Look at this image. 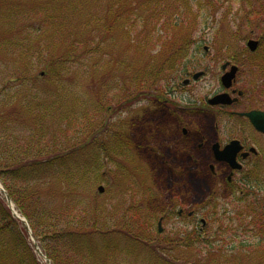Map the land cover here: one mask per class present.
<instances>
[{
	"label": "trees",
	"instance_id": "obj_1",
	"mask_svg": "<svg viewBox=\"0 0 264 264\" xmlns=\"http://www.w3.org/2000/svg\"><path fill=\"white\" fill-rule=\"evenodd\" d=\"M153 2L135 7L131 0H0V183L50 264H264L263 197L231 223L220 221L210 238L196 230L183 236L158 233L157 214L143 212L137 203L143 194L115 159L109 163L120 170L115 178L126 184L125 196L109 189V202L90 200L96 186L108 182L103 158H123L134 148L125 136H113L122 141L119 145L104 142L103 136L93 141L89 153L93 131L121 125L124 119L111 123L110 113L130 112L133 102L164 100L162 76L180 66L176 77L191 66L185 59H190L192 33L178 39L175 29L167 34V28L180 23L196 27V16L210 7L203 0H169L167 10L152 9ZM236 3L241 8L246 4L261 25L253 71L260 75L264 93V0ZM136 11L142 13L136 16ZM152 28L162 30L156 38L160 59L154 63ZM122 41L139 52L137 60L124 51L127 46L114 53ZM93 72L102 76L98 94L103 93L92 109L95 103L81 92L80 83L90 81ZM258 105L264 108V99ZM76 126L79 141L71 133ZM242 232L252 235L246 239ZM31 236L0 195V264H41ZM217 239L230 244L229 251L216 245ZM202 245L205 251L199 254ZM191 247L197 252L188 258L180 252L183 259L160 253ZM139 249L149 250L152 257L140 258ZM159 258L164 261L154 260Z\"/></svg>",
	"mask_w": 264,
	"mask_h": 264
},
{
	"label": "rangeland",
	"instance_id": "obj_2",
	"mask_svg": "<svg viewBox=\"0 0 264 264\" xmlns=\"http://www.w3.org/2000/svg\"><path fill=\"white\" fill-rule=\"evenodd\" d=\"M144 1L131 0L135 7L141 6ZM152 2V9L154 6H157V9L163 6L167 10L169 0H152ZM203 3L210 6V9L208 8L206 12L201 11L199 16H196V27L191 24L180 23L177 27L167 28V34L175 29L178 39L184 36L186 32L192 33V42L188 44L189 49L187 51V58L190 59H185L191 63V66L186 74H181L179 78H176L174 74L180 69V66H177L168 72L169 75L161 78V85L168 83L169 88H174L168 93V104L152 107V102L150 101V105H147L148 100L144 99L133 102L130 112H111L109 116L111 123L118 118L121 121L124 119V122L121 125L116 122L113 126L111 125L110 129L107 127L106 132L94 130L92 137L88 140V144L91 143V145L87 147V150L92 153L95 143L93 141L95 139L100 140L103 136L104 142L110 141L111 144L119 145L122 141L114 138L115 135L120 139L125 136L134 147L128 150L126 157L108 155L103 158L102 173L108 182L98 184L94 189V194L90 196V200L95 197L101 203L102 201L109 202V197L105 196L109 189L118 190L121 198L125 196L123 192L124 188H127L126 184L115 178V175L118 176V172L121 170L125 177L127 176L126 178L134 180L135 186L139 190V196L143 194L137 203H141L140 206L143 207L144 213L152 214L153 211L158 217L163 214V211H168L165 207L170 203H178L170 211L171 213L166 212L167 216L162 222L165 232L170 234L175 230H192L197 228L200 218L208 219L213 214V218L207 225V230L200 235L210 238L212 237V230L215 227L219 228L220 221V224H224L226 221L231 223V219L239 217L238 214L240 215L245 207L251 206L254 201H258L262 197L264 199V137H256V141L260 145V155L244 164L243 172L238 176L240 182L226 186L223 184L224 172L220 173L219 178L222 185L216 183L215 179L210 176L209 147L214 142L224 144L229 139L242 137L241 132L245 133V131L242 129L243 121L228 115L229 109L207 105L204 100L223 90L219 82L222 72L220 66L226 60L240 68V74L236 77L237 86L240 89L248 90V94L242 100L243 105L237 109H244L249 103L255 105V100L261 98L260 75H255L252 71L256 65L253 58L255 54L249 53L245 47L247 39H257L255 35L259 32L261 25L258 24L251 9L246 4L244 5L245 8H241L242 6L240 7L236 0H203ZM140 13L142 12L140 11ZM140 13L136 11L134 15L139 16ZM173 18L175 17L173 16ZM193 20L194 18L191 19V21ZM159 34H162V30L152 28L153 63L160 59V48L158 47L161 44L156 41V38L160 36ZM128 43L119 42L114 47V53L125 46H130ZM203 46L210 47L207 53L203 50ZM130 49L131 47H128L124 51H131L130 57L137 60L139 52ZM114 53L112 52L113 56H115ZM138 66L143 67V63L138 64ZM246 69L249 72L246 73ZM199 70H204V75L195 81H191L187 86L180 85L183 78H191L192 73ZM40 76L43 77V75ZM98 77L102 78L101 75L94 74L92 78H89L90 81L80 83L82 85L81 92L91 98L92 104L95 103L92 109L96 107L99 95L103 93L102 91L98 94V91L101 90ZM107 77L110 78L109 75ZM259 86L260 88H258ZM253 88L255 90L250 93ZM92 114L94 118H97L98 111L92 112ZM182 125L188 128V135L186 136L182 135ZM71 133H77V141L80 140L79 127L76 126ZM105 133L107 134L106 137ZM200 142L203 143L202 147H198ZM152 146H155L153 151ZM115 159H118L120 170L114 167V163H109ZM99 185L103 186L104 193L97 191ZM147 188L150 192L146 191ZM0 195L6 202L2 190H0ZM215 197L217 198L213 204ZM180 201L183 206L179 205ZM180 208L184 209V214L188 210H193L195 212L194 217L192 219H187L186 216L179 217L177 212ZM241 234L246 239L252 235L247 232ZM223 236L229 240L235 238L230 233H221L222 238ZM229 240L225 239V241ZM215 242L224 251H229L231 247L227 242L221 243L219 239ZM204 251L205 248L202 245V250H198V253L201 254ZM180 252L182 253L181 256L188 258L190 253L195 254L197 249L194 247L181 248L174 250L172 254H168L166 250H161L160 253L169 255H161L162 257L183 259V257L180 258ZM35 253L41 264L49 263L43 254V256L40 255L36 250ZM137 255L140 258L143 256L148 257V259L152 257L149 250L144 249H139ZM154 260L164 261L161 258ZM129 264L136 263L132 260V263ZM159 264H166V262Z\"/></svg>",
	"mask_w": 264,
	"mask_h": 264
},
{
	"label": "flooded vegetation",
	"instance_id": "obj_3",
	"mask_svg": "<svg viewBox=\"0 0 264 264\" xmlns=\"http://www.w3.org/2000/svg\"><path fill=\"white\" fill-rule=\"evenodd\" d=\"M227 69H228V67L226 68V70ZM239 74H240V71L238 68L237 75H239ZM173 89L174 88H172V90ZM227 91L232 95V97H237V100H235L230 105H225V106L220 105L217 107L229 109L227 111V113L230 117L243 121L242 129H243V131H245V133L240 131L242 137L232 138V139L238 140L240 143V147L238 148V151L236 152V161L241 163L244 166L245 163L251 161L254 158H257L260 155V151H259L260 145L256 141V137H264V133L256 131L253 128V126L251 125L250 121L244 115L240 114V113L248 112V111L253 110L255 108H253V106H251V103H249L247 107H244V109L238 110L239 106L243 105L244 102L242 100L246 94L244 95L243 90H241L237 86V80L234 81V83L232 84V87H230V89H228ZM260 110H262V109H260ZM245 127L247 128L246 130H245ZM181 131H182V135H184V136L188 135V128L187 127L182 125ZM232 139H229L224 144H220L218 142L219 149H222L225 146V144H227ZM202 145H203V143L200 142L198 147H202ZM252 148L254 149V151L251 150ZM154 149H155V146H152V151ZM209 152H210V158H211V164H209V174L212 178L215 179L216 183L222 182L221 180H219L220 173H222V172L225 173V176L223 178V183L226 185H230L233 183V180L238 179L236 177L239 176L242 168L239 170H232V169H230V167L226 163L215 162L214 151H213L212 145H211V147H209ZM172 205H174V202L171 203V206ZM178 215L179 216L183 215V211H181V209H179Z\"/></svg>",
	"mask_w": 264,
	"mask_h": 264
},
{
	"label": "water",
	"instance_id": "obj_4",
	"mask_svg": "<svg viewBox=\"0 0 264 264\" xmlns=\"http://www.w3.org/2000/svg\"><path fill=\"white\" fill-rule=\"evenodd\" d=\"M257 44H258V42L256 40H253V39L247 41V47L252 51L256 49ZM225 67H226V64L223 65V68H225ZM236 69L237 68L235 66H232L228 72H226L222 75L221 83L225 88L230 87V85L232 83V79L235 76ZM200 74L201 73L198 72V73L194 74L193 77L197 78ZM183 83L184 84L188 83V79L184 80ZM231 101L232 100L230 99V96L227 93H221V94L215 95L212 99H210L209 103L210 104H218V103L229 104V103H231ZM246 115L248 116L251 123L254 125V127L257 130L264 132V113L263 112L252 111V112L247 113ZM237 145H238L237 141H231L228 145H226L224 147L223 150L219 151V150H217L218 145L215 144L214 149H215L216 159L226 161L233 168H239L240 166L238 164H236V162H235V153H236ZM98 190L100 192H102L103 188L99 187ZM6 198H7L9 205L11 206V202H10L9 198L8 197H6ZM11 210H12L13 214L15 216H17L12 207H11ZM22 221H24V220H22ZM201 222H202V224H204V220H201Z\"/></svg>",
	"mask_w": 264,
	"mask_h": 264
}]
</instances>
